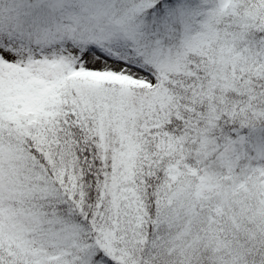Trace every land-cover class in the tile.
Segmentation results:
<instances>
[{"label":"snow or ice","instance_id":"6c2138e0","mask_svg":"<svg viewBox=\"0 0 264 264\" xmlns=\"http://www.w3.org/2000/svg\"><path fill=\"white\" fill-rule=\"evenodd\" d=\"M0 264H264V0H0Z\"/></svg>","mask_w":264,"mask_h":264}]
</instances>
